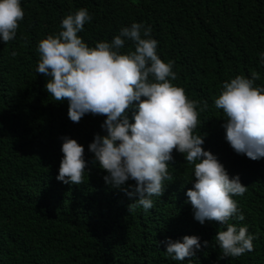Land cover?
<instances>
[{
	"label": "trees",
	"instance_id": "1",
	"mask_svg": "<svg viewBox=\"0 0 264 264\" xmlns=\"http://www.w3.org/2000/svg\"><path fill=\"white\" fill-rule=\"evenodd\" d=\"M21 7L15 38L0 42V264H264V158L233 151L224 139V114L214 105L223 82L236 75L257 72L254 86H264V0H21ZM81 7L92 17L78 33L89 46L111 41L132 22L150 26L158 55L172 61V83L197 102L194 133L246 185L242 199L233 197L244 220L229 222L254 235L251 252L219 258L214 236L226 227L194 219L185 195L193 165L175 150L171 180L147 212L129 207L133 182L117 188L104 181L106 172L87 147L102 133L104 117L72 122L67 101H52L47 78L36 72L38 42L58 34L61 20ZM132 47L126 42L121 51ZM65 135L85 149L88 171L79 185L56 179ZM184 235H197L208 247L174 261L160 242Z\"/></svg>",
	"mask_w": 264,
	"mask_h": 264
},
{
	"label": "clouds",
	"instance_id": "2",
	"mask_svg": "<svg viewBox=\"0 0 264 264\" xmlns=\"http://www.w3.org/2000/svg\"><path fill=\"white\" fill-rule=\"evenodd\" d=\"M23 16L21 0H0V42L15 38ZM91 19L81 7L61 20L58 34L41 39L36 72L47 78L44 87L52 101H67L72 122L86 114L104 117L102 133H95L87 146L93 163L106 172L104 181L117 188L133 182L126 191L132 201L129 207L147 212L153 208V197L162 196L164 182L171 180L168 165L175 150L193 165L192 187L185 195L194 219L226 227L214 236L221 249L219 258L251 252L254 235L246 225L229 222L244 220L233 197L244 196L246 185L238 174L230 176L217 156L203 147L204 135L194 133L199 123L197 102L172 83L176 80L172 61L158 55L150 26L132 22L111 41L89 46L78 33ZM129 41L133 47L122 52ZM260 63L264 65V52ZM259 78L257 72L250 78L236 75L223 82L214 100L224 114V139L234 152L251 160L264 158V86H254ZM61 140L56 179L79 185L88 171L84 146L67 135ZM160 243L168 257L183 261L195 257L209 241L201 243L197 235H184Z\"/></svg>",
	"mask_w": 264,
	"mask_h": 264
}]
</instances>
